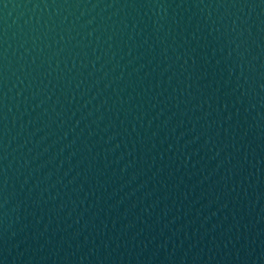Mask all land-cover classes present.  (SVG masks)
I'll return each mask as SVG.
<instances>
[{
  "label": "water",
  "instance_id": "95a60500",
  "mask_svg": "<svg viewBox=\"0 0 264 264\" xmlns=\"http://www.w3.org/2000/svg\"><path fill=\"white\" fill-rule=\"evenodd\" d=\"M264 149V0H0V264H142Z\"/></svg>",
  "mask_w": 264,
  "mask_h": 264
}]
</instances>
